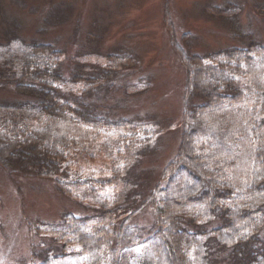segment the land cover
Segmentation results:
<instances>
[{"label": "trees", "instance_id": "obj_1", "mask_svg": "<svg viewBox=\"0 0 264 264\" xmlns=\"http://www.w3.org/2000/svg\"><path fill=\"white\" fill-rule=\"evenodd\" d=\"M97 34L85 32L96 43ZM62 56L52 41L12 29L0 39V87L15 93L0 98V165L53 178L67 196L84 191L101 216L89 223L67 213L64 230L37 226L59 251L22 263L217 264L220 248L233 257L219 264H264V44L185 58L196 99L184 110L176 156L151 186L144 183L149 169L127 165L143 141L140 122L104 113L116 111L108 101L115 65L76 61L67 78ZM72 80H83L79 95L59 86ZM144 202L155 211L153 233L121 247L120 234Z\"/></svg>", "mask_w": 264, "mask_h": 264}, {"label": "rangeland", "instance_id": "obj_2", "mask_svg": "<svg viewBox=\"0 0 264 264\" xmlns=\"http://www.w3.org/2000/svg\"><path fill=\"white\" fill-rule=\"evenodd\" d=\"M263 7L264 0H0V39L12 29L26 39L52 41L63 50L67 78L76 61L115 65L108 101L116 111L104 113L129 115L140 122L137 132L143 141L136 143V156L127 165L135 166L136 173L149 169L144 183L151 186L176 156L186 126L184 110L196 99L187 89L185 58L191 53L264 44ZM52 12L60 15L53 17ZM91 29L97 31L98 43L85 35ZM79 46L82 51L76 54ZM59 86L79 95L84 84L72 80ZM13 90L0 87V98L12 97ZM17 167L10 173L0 165V264L38 262L41 257L36 252L59 251L46 231L36 232L37 226L51 224L62 230L67 213L89 223L101 216L84 191L67 196L53 178ZM137 210L120 234L121 247L134 246L139 237L153 233L151 203L144 202ZM261 233L264 237V228ZM217 250V264L232 259L230 249Z\"/></svg>", "mask_w": 264, "mask_h": 264}]
</instances>
